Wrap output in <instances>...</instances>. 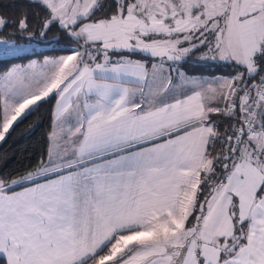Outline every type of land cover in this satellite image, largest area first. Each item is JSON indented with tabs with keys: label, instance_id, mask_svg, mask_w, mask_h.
I'll return each instance as SVG.
<instances>
[{
	"label": "snow or ice",
	"instance_id": "snow-or-ice-1",
	"mask_svg": "<svg viewBox=\"0 0 264 264\" xmlns=\"http://www.w3.org/2000/svg\"><path fill=\"white\" fill-rule=\"evenodd\" d=\"M7 56L0 141L54 104L0 172V264H264V0H25Z\"/></svg>",
	"mask_w": 264,
	"mask_h": 264
},
{
	"label": "trees",
	"instance_id": "trees-1",
	"mask_svg": "<svg viewBox=\"0 0 264 264\" xmlns=\"http://www.w3.org/2000/svg\"><path fill=\"white\" fill-rule=\"evenodd\" d=\"M25 3V0H0V11L5 13L17 12ZM43 46L40 49H34L37 53H43L46 56H59L68 54L60 51L63 45ZM52 49H57L53 51ZM28 52L21 54L29 59L37 58ZM26 59H19L14 56L0 57V73L8 71L13 65L25 64ZM197 74L204 75L226 74L222 73L219 66L207 64L195 68ZM54 100L44 103L38 112L24 119L23 122L14 124V130L10 129L5 141L0 142V172H12L21 169L30 163H34L39 157H42L48 145L47 134L51 131V111Z\"/></svg>",
	"mask_w": 264,
	"mask_h": 264
},
{
	"label": "rangeland",
	"instance_id": "rangeland-1",
	"mask_svg": "<svg viewBox=\"0 0 264 264\" xmlns=\"http://www.w3.org/2000/svg\"><path fill=\"white\" fill-rule=\"evenodd\" d=\"M43 46H36V45H33L32 47H30L28 50H27V52H24V53H21V54H25V53H28V52H31V51H33L34 49H40V48H42ZM8 57V56H7Z\"/></svg>",
	"mask_w": 264,
	"mask_h": 264
},
{
	"label": "crops",
	"instance_id": "crops-1",
	"mask_svg": "<svg viewBox=\"0 0 264 264\" xmlns=\"http://www.w3.org/2000/svg\"><path fill=\"white\" fill-rule=\"evenodd\" d=\"M68 54H69V53H68ZM62 55H65V54H62ZM137 58H138V57H137ZM205 76L207 77V76H211V75H205ZM0 142H1V141H0Z\"/></svg>",
	"mask_w": 264,
	"mask_h": 264
}]
</instances>
